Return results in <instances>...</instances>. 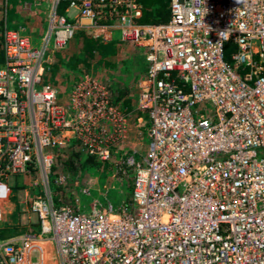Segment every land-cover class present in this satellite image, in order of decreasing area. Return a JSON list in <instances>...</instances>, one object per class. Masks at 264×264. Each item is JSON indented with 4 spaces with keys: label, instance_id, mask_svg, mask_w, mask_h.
<instances>
[{
    "label": "built area",
    "instance_id": "2783aa9c",
    "mask_svg": "<svg viewBox=\"0 0 264 264\" xmlns=\"http://www.w3.org/2000/svg\"><path fill=\"white\" fill-rule=\"evenodd\" d=\"M169 2L166 23L140 24L139 0H31L24 10L48 13L39 43L22 28L3 31L0 264H264V0ZM112 31L144 54L136 108L147 116V155L124 164L131 202L76 212L50 194V176L66 186L57 151L74 141L112 162L129 114L90 72L63 100L44 75L77 33L106 43ZM33 170L37 228L3 238L13 183Z\"/></svg>",
    "mask_w": 264,
    "mask_h": 264
},
{
    "label": "rangeland",
    "instance_id": "374dc122",
    "mask_svg": "<svg viewBox=\"0 0 264 264\" xmlns=\"http://www.w3.org/2000/svg\"><path fill=\"white\" fill-rule=\"evenodd\" d=\"M17 1L19 0H9V3L10 5H13L15 7V5L18 3ZM13 6H11V10L14 9ZM31 9V12H24V14H32V12H35V14H38L39 12L43 13L41 12V8L31 7ZM11 14L12 12L10 11L9 15ZM34 17H32L33 20L35 19ZM38 43L39 42L35 44ZM72 50L75 51V49H73V46L69 50L66 49L62 50V52H59L56 61L58 65H56V68H54L55 66L52 64L49 65L44 75V81L57 90L60 100L66 98L71 85H73L78 80L83 72H87L85 70L89 69V67L87 66L79 67V69H82L83 72L79 76H76V74H72L74 77H69V73L71 74L73 71L69 67V56L67 54L70 53L71 55V52H73ZM99 56L100 59L96 61L99 66V69H97V72H99V77L104 81H114L118 85L128 88L127 98L129 100H134L137 94L134 87L137 75L136 69L133 65L134 62L132 63L129 58L131 57L130 50L126 47H121L119 49L116 48L113 53L112 51L107 50ZM126 160L124 164H126ZM55 163L58 165L60 161H55ZM97 166L93 167V169H89L88 167L83 168L81 169V172L75 175L73 178L65 177L66 186L67 184H72L73 186L71 185L72 189H66V187L61 188V194H57L52 190V185L55 184L54 178H52L53 176H50L48 185L55 206L56 200H61V206L59 207L71 206L76 212H80L84 209L85 206L88 207L91 203L97 205L96 201H98L99 203L110 201L114 204L118 199V191L120 193L119 187H117V185L114 183L116 181H120L119 178L121 177H119V174L123 175V173L119 165L113 161L104 164L97 163ZM127 167L129 166H126V168ZM101 168H104V170H102ZM102 171H104L105 173L107 172L106 174H108V176L110 177L106 181L104 187L102 186V184H99L100 180L104 178L103 173H101ZM129 172L133 173L132 167L128 172L125 171L124 173L128 175L130 174ZM13 181H9L10 185ZM83 185L85 187L79 189V187L81 188ZM112 186L117 188V191L110 190ZM41 189L42 179L38 171L33 170V172L31 171L30 174L22 176L14 181L13 188L11 189L13 198L11 197L9 199L11 203L7 205L4 210V216L6 215V221L4 223L18 233L35 230V223L37 218L31 213L30 206L33 200L43 196V192L41 191ZM74 189H76V191ZM84 190L85 192H83ZM16 212H18L17 216L12 219L13 215H15ZM18 217L20 218V223H18Z\"/></svg>",
    "mask_w": 264,
    "mask_h": 264
},
{
    "label": "crops",
    "instance_id": "0c3cea01",
    "mask_svg": "<svg viewBox=\"0 0 264 264\" xmlns=\"http://www.w3.org/2000/svg\"><path fill=\"white\" fill-rule=\"evenodd\" d=\"M23 2H31V0H23ZM22 4L18 5L17 11H16V13H17L16 17L13 18V20H11L10 23L7 24V27L10 28L9 30H17L20 28L24 29L23 33L28 35L29 37H31L32 40L35 43H37V42H39L40 37L43 35V33L47 27L48 13L45 9H42L41 12H43V13L39 12L40 13V14L38 13L39 15L35 14V12H32V14L27 13V15H26V14H24V12L25 13L31 12L32 9H30L29 11H26L23 9ZM22 14H24L25 16ZM34 15H35V17H34ZM32 17H34L36 20L35 19L33 20ZM79 35L89 36L87 33L79 32L75 35V38L72 39L66 45V47L63 49V50H66V49L69 50L70 48H72V46H73V49H75V51L72 50L73 52H71V55H73V56H71L70 53L67 54L69 56V58H68V61L70 63L69 67L73 71L71 74L69 73L70 78L74 77L72 74H76V76H79L83 72L82 69H79V67H84L81 63H79L77 67L74 66V64H75L74 62L76 61L75 59H77V57H80L78 55L82 51V46L79 43V41H80ZM113 41L114 42L117 41L120 43L119 46H116L117 49H119L121 47H124V48L127 47L125 44H123L121 42V40L119 38V34L117 33V31H112L111 34H109V40L104 44L110 45V44H112ZM132 50H134L135 52L133 54L130 51L131 57H129V58H130V61H132V63L134 62L133 65L136 69L137 79L135 81L134 87H135L136 93L138 94L136 84H137L138 80L141 77H143L145 74L146 63L144 60V54L142 53L141 50L134 49V48H132ZM59 52H62V50L55 52V53H52L49 56V60H50L49 65H51V64L54 65L55 66L54 68H56V65H58L56 63V61H57V56H58ZM99 57H100L99 55L94 56V58L92 59V62L88 65L89 69L85 70V71L90 72V73H92V75H95L99 79H101L99 77V72H97V69H99V66L96 62L100 59ZM135 57L143 58L144 63L141 62V60L135 62ZM79 61H80V59H79ZM49 65H47V66H49ZM102 81L105 82V84H106V82L109 84H112L113 88L116 90L121 91L122 89H125V92H127L125 95H123L122 100L117 104H118V107L124 113L129 114V131H128L127 138H126L125 142L123 143L122 147L117 149L116 153H113V162H115L116 164L119 165V167L123 173V175L119 174V177H121V178H119L120 181H116L114 183L117 185V187H119L120 193L118 191V194H119L118 199L116 200V202L114 204L111 203L110 201H104L102 203H99L98 201H96V204L98 206L99 205L105 206V204H110L114 211H119L120 207L129 201L131 194H132V188H133V173L129 172L130 174H128V175L126 173H124L125 171L128 172L130 169L129 167L126 168V166L124 165V162L126 159L131 158L134 162H141L142 163L145 160L146 155H147V147H148V145H147V141H148L147 140V132H146L147 131V116L145 113L138 111L136 108L137 94H136L134 100H129L127 98L128 88L122 87L114 81H111V82L104 81V80H102ZM64 157H65L64 159H62V158L60 159V162L64 161L67 158L66 155ZM59 168L61 169V167H59ZM61 172L65 176L62 169H61ZM101 173H103L104 178H102V180H100L99 184L100 185L102 184V186L104 187L106 181L110 177L108 176V174H106L107 172L105 173L104 171H102ZM71 185L72 184H69V185L67 184V186H63L62 188L66 187V189H72ZM113 186L110 190L117 191V188H115ZM84 187L85 186L83 185L81 188L79 187V189H82ZM74 190L76 191V189H74ZM12 195L13 194L10 195V198L12 197ZM10 203L11 202L9 200L5 204V207L7 205H9ZM94 205L95 204L91 203L88 207L85 206L81 212L89 211ZM18 210H19V208H18ZM20 218H21V216H20ZM20 218L18 217V220H19L18 223H20ZM3 221H6V215L3 217ZM2 232L4 233V234H2L3 238H7V237H10L12 235L20 234L18 232H15L14 229H12L11 227L7 226V224H4V223L2 224Z\"/></svg>",
    "mask_w": 264,
    "mask_h": 264
},
{
    "label": "trees",
    "instance_id": "16d2710c",
    "mask_svg": "<svg viewBox=\"0 0 264 264\" xmlns=\"http://www.w3.org/2000/svg\"><path fill=\"white\" fill-rule=\"evenodd\" d=\"M139 1L142 5V12L140 18L137 20L138 23L162 24L167 22L170 14L169 0H139ZM17 2L18 3L15 5V7L13 5H10L9 1L6 3V6H4L3 0H0V62L2 61L1 46H2L3 31L5 29H10L7 27V24L10 23V21L13 20V18L16 17L17 7L18 5L23 3V0H19ZM11 6H13L14 9L11 10ZM64 8H65V4L62 3L61 6L59 7V13H62ZM10 11L12 12L11 15H9ZM79 37H80L79 43L82 46V51L78 55L80 57H77V59H75L76 61L74 62L75 63L74 66L76 67L78 66L79 63H81L84 67L85 66L88 67V65L92 62L94 56L103 54V52L107 50H110L113 53V51L116 49V46L120 45V43L117 41L115 42L113 41L112 44L110 45L104 44L98 39H93L92 37H89L87 35H79ZM126 46H127L126 48L129 49L134 54L135 51L132 50L130 46L128 45ZM231 50L232 49H228L227 53L229 54ZM140 60L141 62L144 61L143 58L135 57V62ZM106 88L109 92L111 102L118 107L117 103H119L122 100L123 95H125L127 92H125V89H122L121 91L116 90L113 88L112 84H109L107 82H106ZM57 153L59 154V156L62 155L67 156V158L64 161L58 163V167H61L66 178L69 177L73 178L75 175L80 173L81 169L83 168L88 167L89 169H93V167L97 166V161L92 157L85 156L79 149L77 143L74 141L71 142L68 146L59 149ZM60 158L61 157H58L55 161L56 162L60 161ZM56 165L53 167V169L56 168ZM101 169L104 170V168ZM61 188H62L61 186L52 185V190L55 191V193L57 194H61V190H62ZM129 202H131V197L127 203ZM56 206L58 207L61 206V200L58 201L56 200ZM17 214L18 212H16L15 215H13L12 219H14V217L17 216ZM35 228H37V225H35ZM2 234L4 233L2 232Z\"/></svg>",
    "mask_w": 264,
    "mask_h": 264
}]
</instances>
